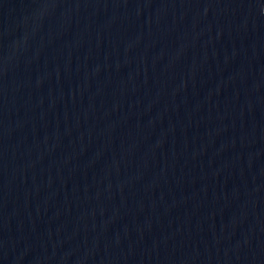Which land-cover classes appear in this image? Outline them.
Wrapping results in <instances>:
<instances>
[{
    "label": "water",
    "instance_id": "obj_1",
    "mask_svg": "<svg viewBox=\"0 0 264 264\" xmlns=\"http://www.w3.org/2000/svg\"><path fill=\"white\" fill-rule=\"evenodd\" d=\"M0 264H264V0H0Z\"/></svg>",
    "mask_w": 264,
    "mask_h": 264
}]
</instances>
